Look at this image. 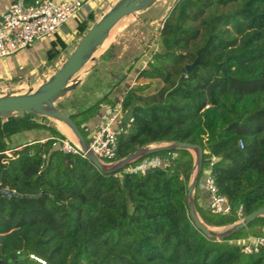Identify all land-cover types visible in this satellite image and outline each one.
<instances>
[{
  "label": "trees",
  "instance_id": "16d2710c",
  "mask_svg": "<svg viewBox=\"0 0 264 264\" xmlns=\"http://www.w3.org/2000/svg\"><path fill=\"white\" fill-rule=\"evenodd\" d=\"M93 21L92 13H87ZM76 28L86 21L74 20ZM146 64L136 78L149 81L121 97L129 128L116 138V157L156 141H185L202 149L193 198L200 219L222 226L264 206V0H175L166 12ZM66 46L58 32L46 59ZM189 70L185 65L190 64ZM106 95L69 113L83 137ZM41 119H46L42 122ZM45 117L0 118V260L5 264H264V245L244 253L236 243L264 236V217L221 237L204 234L186 204L193 155L163 149L167 166L103 173ZM45 130L43 140L15 142L17 134ZM26 139V138H25ZM69 144H73L68 140ZM209 175L228 211L199 205ZM6 190V191H3ZM10 259V261H7Z\"/></svg>",
  "mask_w": 264,
  "mask_h": 264
},
{
  "label": "water",
  "instance_id": "95a60500",
  "mask_svg": "<svg viewBox=\"0 0 264 264\" xmlns=\"http://www.w3.org/2000/svg\"><path fill=\"white\" fill-rule=\"evenodd\" d=\"M155 1L114 0L83 31L76 43L72 46V49L64 55V59L50 75L42 79L34 87H28L25 90L15 93L8 91L0 95V118L6 119L9 116L32 114L36 117L62 121L70 129L78 144L77 148L84 153V157L103 173L116 172L129 165L135 159L159 150L186 149L190 151L193 155V169L186 192V204L190 217L195 225L207 236L221 237L245 226L257 216L264 217V206L258 207L234 222L225 225L222 230H215L213 226L204 223L196 211L193 198L194 187L197 183L202 163V149L198 144L178 140L156 141L159 144L155 146H148V144L142 145L129 154L118 158L115 162L104 164L89 150L87 140L80 133L78 127L70 117L69 112L65 108H60L56 105L58 99L75 88L78 83L79 71L88 61L94 59L95 52L106 40L114 25L125 16L135 15L137 12L146 10ZM2 18L3 15H0V21ZM197 61L198 58L196 57L192 63L186 64L185 70H189L192 64ZM2 155L3 153L1 152L0 157ZM7 261H10V259ZM0 264H5V262L0 260Z\"/></svg>",
  "mask_w": 264,
  "mask_h": 264
},
{
  "label": "rangeland",
  "instance_id": "374dc122",
  "mask_svg": "<svg viewBox=\"0 0 264 264\" xmlns=\"http://www.w3.org/2000/svg\"><path fill=\"white\" fill-rule=\"evenodd\" d=\"M174 1L175 0H156L146 10L120 19L109 32L108 38L103 47L94 54V59L88 61L79 71L78 88L68 91L62 98L56 101V105L60 108H69L71 102L74 104L77 102L75 101L77 97H87V92L89 91L88 86L91 83L90 80H92V77L96 76L97 78H101L105 76L110 81H113V77H108V71H106L107 68L113 71V69L118 67L117 65H124L122 63H126V61L133 56L140 57L143 54H151V51L156 49V45L152 43V40L162 24L166 12L171 8ZM112 2H114V0H93L90 2V5L94 6L91 11L93 19L99 17V15L107 9ZM80 13L79 15H81ZM82 17V20L86 21V27H88L92 22L90 21V17L87 15ZM70 20L71 19L67 20L58 29L59 34L65 35L64 39L66 46L54 59H46L45 51L49 47L47 46L46 39H36L26 48L0 59L3 60V63L2 61L0 62V95L8 91L15 93L25 90L28 87H34L39 84L42 79L51 74V72L64 59V55L69 53L79 36L86 29L84 26L81 30H78L76 27L73 28L72 20ZM70 29L72 30L70 31ZM67 30L70 32L67 33ZM112 48H116V51L114 52ZM110 49L114 52L111 53L114 57L112 61L109 60L111 62L108 64L106 62H101L104 59L103 56L109 52ZM118 51L122 52L120 59L116 58L117 54L115 53H118ZM128 63L129 62H127L126 65ZM121 71H119L118 75H121ZM147 81H149L150 85L141 91L144 95L154 93L162 85L157 79H147L142 77L136 78V83L134 84ZM41 120L42 122H46V119ZM48 122L53 126L55 125L57 128L56 120ZM60 132L63 133L66 139L72 144L78 146L73 135L72 138H69L64 132ZM157 144L159 143H151L148 144V146H155ZM223 228L224 226L213 227L215 230H222Z\"/></svg>",
  "mask_w": 264,
  "mask_h": 264
},
{
  "label": "built area",
  "instance_id": "2783aa9c",
  "mask_svg": "<svg viewBox=\"0 0 264 264\" xmlns=\"http://www.w3.org/2000/svg\"><path fill=\"white\" fill-rule=\"evenodd\" d=\"M92 1L12 0L0 21V59L26 48L36 39L52 38L63 23L75 18L82 8L90 5ZM130 122L131 117L123 114L120 99L113 111L99 120L92 128L87 140L88 148L100 162L110 164L118 159L116 138L129 128ZM61 149L66 152H79L84 157V153L76 145H70L67 139L61 141ZM168 164V157L155 155L143 158L135 166L129 164L124 168L126 171L137 170L143 173L148 167L167 166ZM204 187L209 197L208 208L216 213L227 212L226 198L217 192L209 175L204 178ZM238 216V219L242 217L240 212ZM236 243L242 252L254 253L264 245V236L249 235ZM36 259L45 264L43 260Z\"/></svg>",
  "mask_w": 264,
  "mask_h": 264
},
{
  "label": "crops",
  "instance_id": "0c3cea01",
  "mask_svg": "<svg viewBox=\"0 0 264 264\" xmlns=\"http://www.w3.org/2000/svg\"><path fill=\"white\" fill-rule=\"evenodd\" d=\"M11 1L12 0H0V15H3L6 12L8 5ZM55 1H58V0H55ZM93 8H94V6H92V5L84 6L81 10L82 12L80 11L81 13L80 12L79 13L82 16L87 15V13L91 12ZM79 13L76 15L75 18H71L73 28H75V26H76V23L74 20L80 21L83 19V17L81 15H79ZM71 30L72 29H70V31ZM70 31L67 30V33H69ZM61 36L64 37L65 35H61ZM52 38H42V39H46L47 40V46H49V41ZM47 46H46V48H47ZM115 49L116 48H112V50H114V52L116 51ZM112 50L110 49V51L107 52L103 56L104 59L101 62H104V63L106 62L108 64L112 61V59L114 58L112 56L113 54H111L113 52ZM115 54H117L116 58L120 59L122 52L118 51V53H115ZM149 55L143 54L140 57L133 56L126 61V63L129 62L127 65H126V63H122L124 65H121V66L117 65L118 67L116 69H113V71H115V72H113L112 70L107 68L106 71H108V77H110V78L113 77L114 78L113 81L112 80L110 81L105 76L101 77V78L100 77L97 78L96 76L92 77L91 78L92 80H90L91 83L88 86L89 91L87 92V97H85V98L77 97L75 100L77 102H75V104L73 102H71V105H69L70 106L69 108L68 107H62V108H65L69 113H72V112H75L77 110H80L82 108H85V107L91 105L93 102L99 100L102 96L106 95L107 98L110 101H112V104L103 103L102 106L100 107V109L98 110V112L96 113L95 117H93L91 120H89L85 124V127L88 128L89 130H91L98 123L99 120H101L103 117H105L106 115H108L110 112L113 111L116 103L121 99L124 92L129 87L134 85V83H136V75H137L138 71L141 68H143L144 65L146 64V61H147ZM109 60H111V61H109ZM1 61L3 63V60H0V62ZM119 71L122 72L121 75H118ZM78 86H79V82L76 84L74 89H77ZM49 121H51V120H49ZM48 135H49L48 132L45 130H32L30 136L29 135L24 136L22 134H17L15 136L16 138H14V141L18 143V142H22L25 140H29L32 138L31 136H33V138H36L38 140H43ZM208 199H209V197H208L207 192L205 191L204 182H203L201 184L200 195L197 199V202L199 205H203V204L208 202ZM222 226H225V225H222ZM222 226H213V227H222ZM242 239H244V238L238 239L237 241H241Z\"/></svg>",
  "mask_w": 264,
  "mask_h": 264
},
{
  "label": "bare ground",
  "instance_id": "6f19581e",
  "mask_svg": "<svg viewBox=\"0 0 264 264\" xmlns=\"http://www.w3.org/2000/svg\"><path fill=\"white\" fill-rule=\"evenodd\" d=\"M111 31V30H110ZM109 35V34H108ZM107 38H108V36H107ZM107 38H106V40H107ZM106 40L102 43V45L98 48V50H100L102 47H103V45H104V43L106 42ZM97 50V51H98ZM96 51V52H97ZM95 52V53H96ZM83 68V67H82ZM56 122H57V128L60 130V131H62V132H64L69 138H72V133H71V131H70V129L67 127V125L65 124V123H63L62 121H59V120H56Z\"/></svg>",
  "mask_w": 264,
  "mask_h": 264
}]
</instances>
